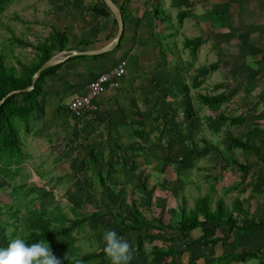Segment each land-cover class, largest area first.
Listing matches in <instances>:
<instances>
[{"label": "rangeland", "instance_id": "1", "mask_svg": "<svg viewBox=\"0 0 264 264\" xmlns=\"http://www.w3.org/2000/svg\"><path fill=\"white\" fill-rule=\"evenodd\" d=\"M51 4L52 0L4 2L0 10V53L5 51L8 65L20 69L35 58L34 47L12 45L11 35L35 45L53 30L58 31L61 12L57 14ZM157 7L161 17L166 16L163 8ZM151 14L149 11L148 17L146 13L126 23L135 30ZM72 16L66 21L78 18ZM79 21L67 24L74 35L66 50L93 48L75 26ZM214 21L216 17L209 21L210 30L215 29ZM112 23V28L106 27L109 34L102 39L103 45L118 32L114 19ZM176 24L178 17L170 26L157 19L149 64H136L126 49L116 55L121 56L117 64L127 60V73L121 87L105 95L99 113L93 116L77 119L68 111V102L76 91L66 83L54 78L44 86L41 104L30 120V131L21 130L23 150L19 162L12 164V172L0 173V203L11 206H5L9 212L0 216L6 228H0V248L8 246L13 230L19 234L24 231L29 209H36L46 211L48 217L60 215L72 220L98 214L73 231L76 251L81 255L103 250L105 242L100 237L105 230L115 229L132 245L130 264H159L152 260L157 245L186 249L176 256V264H254L252 258L242 261L231 257L243 252L264 256V230L258 228L240 233L227 227L218 232L224 238L219 245L190 248L187 244L203 234L202 228L191 231L188 237L173 228L153 229L143 239L141 250L138 240L142 233L120 229L121 219L134 216V203L156 227L168 222L177 225L182 206L190 210L198 198L207 194L213 210L223 201L224 217L244 220L235 209L238 199L251 216L264 221V100L252 93L250 66L240 68L233 54H222L215 47L214 37L204 47V57L191 64L186 36L166 35L169 33L165 28L171 32ZM154 56L157 64L151 61ZM215 63L218 69L213 71ZM221 92L230 97L220 109L212 110L199 102L198 94ZM221 114H242L247 120L232 125L221 119ZM235 136L253 141L262 154L249 157L232 147L231 138ZM131 144L134 150L124 149ZM92 150L96 164L90 159ZM173 210L177 216H172ZM85 264H111V260L107 256Z\"/></svg>", "mask_w": 264, "mask_h": 264}, {"label": "trees", "instance_id": "2", "mask_svg": "<svg viewBox=\"0 0 264 264\" xmlns=\"http://www.w3.org/2000/svg\"><path fill=\"white\" fill-rule=\"evenodd\" d=\"M5 1L6 0H0V10L3 9L2 5ZM101 1L103 3V7L97 8L94 6V11L98 15H113L106 3L103 0ZM114 1L120 6L126 23L125 11L122 4H119L116 0ZM172 3L178 7H181L185 3H187L188 7L193 6V4L188 0H173ZM161 12L162 11H160L159 8L156 7V10H154V17H157V19L159 18L163 22H166L168 20V16L165 14L166 16L161 17ZM191 13L192 12L189 9H180L177 14L179 24H182L184 20L189 15H191ZM114 22L118 24L116 19H114ZM124 34L120 40V43L114 50H117L120 47L121 42L124 38ZM10 42L12 43V45L17 44L23 47H34L35 58L30 63L21 65L20 69H18L15 66L8 65L5 62L6 53L4 50L0 53V101L5 98L11 91L16 89H24L30 86L32 84L33 75L42 66V64L50 59L56 52L68 48L69 37L67 32L65 31L53 30L49 34V36L42 40H39L35 45L32 42L16 37L14 34L11 35ZM203 43L204 38L202 36L185 39V46L187 48H191L190 50L192 53H194L196 49ZM114 50L99 55H77L71 57L63 63H59L42 71L34 90L22 91L20 93H16L7 97L5 102L0 107V173L12 172V164L14 162H19L23 150L21 130L22 128H25L26 131H30V120L36 115V111L41 104V97L44 94V86L47 83L53 81L56 73L60 68H62L63 64L75 59H101L109 56V54ZM211 67L213 71H216L218 69V64L215 63ZM229 97L230 96L226 92H221L213 95L198 94L199 102L212 110L220 109L221 106L229 100ZM99 107L101 108L100 99ZM97 113H99V111L95 114ZM262 113V115H264V110L262 111ZM91 116H93V114H91ZM220 117L221 119L227 120L232 125L243 124L247 120L246 116L242 114L235 117H227L226 115L221 114ZM135 133L139 136H142L143 134L141 131H136ZM231 140L232 147L243 150L249 157L252 155H257L259 157V153L262 154L258 151V148L255 147L253 141H249L238 136L232 137ZM117 147L123 149L121 146ZM124 149L134 150V147L131 144L129 145V147L125 146ZM90 159L92 164L97 163V156L95 155L93 150L91 151ZM261 159L263 160L264 156H261ZM239 165L244 170L246 169L244 165ZM97 173L101 174L98 169ZM244 175H246V173ZM211 204V196L209 194L204 195L203 197H200L196 200L195 206L192 209L188 210L186 206H182L180 219L177 225H172L168 222L167 224L164 223L163 225H159L156 227L153 222H151L144 216L142 210L138 208L134 203V216L129 215L128 218L121 219L119 222L120 229L122 231L131 229L142 233L141 240H138L139 250H141L143 247V239L149 236V231H153V229L161 230L163 228H173L184 234V236L188 237L191 231L202 228L203 234L200 237L191 240L187 244L186 248H190L195 245H199L201 247H206L209 245H219L224 240V238L221 237V235L223 234H218V232L227 227L240 233H248L253 228L264 230V221L258 220L256 217L251 216L250 213L244 209L241 200H235V209L244 216V220H240L239 218L232 215L224 217L223 201H219L217 203V207L215 208V210L212 209ZM5 206L9 207L0 203V216L5 212H9V210H4ZM16 213L17 212H14V214ZM97 215L98 214L93 213L91 214V216H85L80 219L72 220L60 215L48 217V213L46 211L39 212L36 209H29V214L25 218L24 231L19 234L17 230H13L9 237L11 238V240L16 238L17 236L25 237L29 243H33L40 239L48 240L54 254H56L58 258L62 260L63 264H85L87 262L107 257L104 249L101 251L88 252L82 255L76 251L75 243L77 239L73 235L74 229H76L78 226L83 225L89 220V218L96 217ZM174 215L177 216L176 210L172 211V216ZM158 221L162 223L161 219H158ZM3 225L4 224L0 219V228L6 230ZM6 236L8 235L6 234ZM100 238L103 239V236H101ZM185 250L186 249L178 250L172 245H157L152 251V260L155 263L159 264H176V256L180 255ZM66 254H68V259L65 258ZM259 256V252H243L240 255L232 256L231 258L232 260L242 261H246L247 258H252L256 261L254 262V264H264V256H260V259ZM169 258L170 260H168Z\"/></svg>", "mask_w": 264, "mask_h": 264}, {"label": "crops", "instance_id": "3", "mask_svg": "<svg viewBox=\"0 0 264 264\" xmlns=\"http://www.w3.org/2000/svg\"><path fill=\"white\" fill-rule=\"evenodd\" d=\"M116 1L122 4L124 8L126 22L129 19L139 20L138 17H142L146 13L148 17L149 11L152 12L151 17L148 20L146 18L135 30L129 28L128 23H126L125 34L120 47L110 53L109 56L96 60L75 59L63 64L55 75L57 82L66 83L71 87V91H76L75 94L81 93L93 77L102 72L103 69L112 68V64H117L121 56L116 57V55L122 54L123 49L129 50L134 56L136 64H149L150 62L147 59L151 57L154 49L153 36L154 33L157 34V17H154V10L158 5L163 8L168 16V20L165 22L168 26L175 21L180 9L191 10V15L184 20L181 26H179L180 24L173 25L170 28L171 32L167 31L168 28H165L166 32L169 33L166 34L168 38H177L179 35L186 36V38L198 36L204 38V43L197 48L195 53L189 52L191 64L200 61L204 57V47L208 45L210 38L214 37L215 47L222 54H233L234 62L241 63L237 64L240 68H242V65L250 66V81L253 82L252 93L257 94L259 99L264 100V93H262L264 91V0H188L193 4L192 7H188L187 3L181 7L175 6L172 3L173 0ZM51 6L55 7L57 14H59V11L61 12L62 19L60 25L57 26L58 31L67 32L69 43H71L70 40L74 32L67 24L75 23L77 19H80L75 26H79L85 43H89L88 45L93 48L103 45L102 39L109 34L106 27L112 28V22L115 19L114 15H98L94 11V6L97 8L103 7L101 0H52ZM72 14V18L75 14L78 18L67 22L66 20L70 19ZM212 17H216V21L213 23L214 30L209 29V21ZM196 30L198 33L195 32ZM100 43L101 45H99ZM71 49L81 50L82 47L77 46ZM111 57H114V59H111ZM156 59L155 56L152 58L153 64L157 62ZM111 62L113 63L109 64ZM105 64H108V66L101 69V66H105ZM95 67L99 69L96 71L94 70ZM234 68H237L236 65H234ZM153 77H150V79H153ZM155 78L157 80V77ZM135 84L137 85V83ZM128 85L129 87L135 86L133 84ZM106 94L100 99L101 103Z\"/></svg>", "mask_w": 264, "mask_h": 264}, {"label": "clouds", "instance_id": "4", "mask_svg": "<svg viewBox=\"0 0 264 264\" xmlns=\"http://www.w3.org/2000/svg\"><path fill=\"white\" fill-rule=\"evenodd\" d=\"M104 250L111 264H130L133 259L131 243L115 229L103 233ZM68 259V254H66ZM0 264H63L54 254L48 240L40 239L29 243L25 237L17 236L7 247L0 248Z\"/></svg>", "mask_w": 264, "mask_h": 264}, {"label": "built area", "instance_id": "5", "mask_svg": "<svg viewBox=\"0 0 264 264\" xmlns=\"http://www.w3.org/2000/svg\"><path fill=\"white\" fill-rule=\"evenodd\" d=\"M127 60H121L116 66L103 70L93 77L84 87L83 92L77 93L68 102L69 112L77 119L99 111V99L112 89L121 87L122 79L127 72Z\"/></svg>", "mask_w": 264, "mask_h": 264}, {"label": "water", "instance_id": "6", "mask_svg": "<svg viewBox=\"0 0 264 264\" xmlns=\"http://www.w3.org/2000/svg\"><path fill=\"white\" fill-rule=\"evenodd\" d=\"M108 8L111 10L113 13L115 19L117 20L118 23V32L116 36L107 44L99 47V48H94V49H89V50H77V49H70V50H62L59 52H56L50 59H48L46 62L42 64V66L35 72L32 78V84L28 86L27 88L24 89H16L11 91L5 98H3L0 101V107L1 105L5 102L7 97L14 95L16 93H20L22 91H32L36 87V83L38 81V78L40 76V73L44 71L45 69L55 66L59 63H63L66 60L70 59L71 57L77 56V55H99L103 53L110 52L114 50L117 45L120 43V40L125 32V19L123 12L120 8V6L114 1V0H103Z\"/></svg>", "mask_w": 264, "mask_h": 264}]
</instances>
